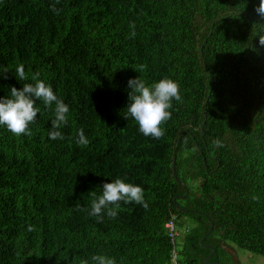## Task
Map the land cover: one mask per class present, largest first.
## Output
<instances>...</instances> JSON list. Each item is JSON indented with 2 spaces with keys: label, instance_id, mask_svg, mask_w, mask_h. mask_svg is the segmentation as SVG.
<instances>
[{
  "label": "trees",
  "instance_id": "trees-1",
  "mask_svg": "<svg viewBox=\"0 0 264 264\" xmlns=\"http://www.w3.org/2000/svg\"><path fill=\"white\" fill-rule=\"evenodd\" d=\"M259 3L0 0V70L8 69L0 97L38 74L70 109L63 140L49 138L53 111L39 101L30 136L0 126V264H95L93 255L236 264L229 243L264 256ZM20 64L23 81L14 74ZM138 76L179 85L182 101L172 100L162 138L125 117L128 80ZM80 129L87 146L75 142ZM116 178L139 185L148 207L121 201L117 217L105 210L102 222L77 210Z\"/></svg>",
  "mask_w": 264,
  "mask_h": 264
},
{
  "label": "clouds",
  "instance_id": "clouds-1",
  "mask_svg": "<svg viewBox=\"0 0 264 264\" xmlns=\"http://www.w3.org/2000/svg\"><path fill=\"white\" fill-rule=\"evenodd\" d=\"M56 3H59V0H56ZM51 10L57 15L61 12V9L55 7V4L51 6ZM254 12L260 20L253 23L256 25L254 36H258L259 45L253 50L259 53L260 49L264 48V23L261 22L264 21V0H260L259 5L254 8ZM130 27L132 29L130 37L134 38L136 36L134 23ZM135 69L142 72L144 66L141 65ZM6 72H8L7 68L0 70V76ZM14 74L18 80L27 79L23 64L15 68ZM32 80L35 83H23L21 89L15 86L10 87V97H0V126H6L14 135L30 136L32 131L29 125L35 123V118L40 112V108L36 106L39 101L53 111L49 138L63 140L64 136L60 129L68 123L69 105L54 93L50 85L38 79V74H34ZM128 85L131 91L128 96L130 103L125 112L126 119L131 117L136 121L139 131L145 136L162 138L165 132L161 125L171 117L169 109L172 107V100L182 101L178 83L170 78H162L158 82L147 85L138 76L130 78ZM75 142L81 146H87L90 143L83 129L78 131ZM216 144L218 147L220 146L218 141ZM91 195L94 198L90 202V208H78L77 210L86 211L88 215L98 217L100 222L103 221L105 210L109 218H116L118 210L121 208V201L125 204L134 202L144 208L148 207L144 200L143 189L139 185L126 183L121 178L105 182L100 194L93 191ZM252 199L258 201L259 197L253 195ZM28 230H34L33 226L29 225ZM91 259L95 264H115L114 259L105 256L93 255ZM176 259H179V256Z\"/></svg>",
  "mask_w": 264,
  "mask_h": 264
},
{
  "label": "rangeland",
  "instance_id": "rangeland-1",
  "mask_svg": "<svg viewBox=\"0 0 264 264\" xmlns=\"http://www.w3.org/2000/svg\"><path fill=\"white\" fill-rule=\"evenodd\" d=\"M176 230L181 234L184 226H176ZM229 251L227 256L230 261L236 264H264V256L252 253L244 248H240L232 243H229Z\"/></svg>",
  "mask_w": 264,
  "mask_h": 264
},
{
  "label": "built area",
  "instance_id": "built-area-1",
  "mask_svg": "<svg viewBox=\"0 0 264 264\" xmlns=\"http://www.w3.org/2000/svg\"><path fill=\"white\" fill-rule=\"evenodd\" d=\"M166 227L172 231V229H173V221L171 220V221L167 222L166 223ZM173 257L175 258V254L173 255ZM173 262H174V259H173Z\"/></svg>",
  "mask_w": 264,
  "mask_h": 264
},
{
  "label": "water",
  "instance_id": "water-1",
  "mask_svg": "<svg viewBox=\"0 0 264 264\" xmlns=\"http://www.w3.org/2000/svg\"><path fill=\"white\" fill-rule=\"evenodd\" d=\"M208 258H209V257H208ZM208 258H207V259H208Z\"/></svg>",
  "mask_w": 264,
  "mask_h": 264
}]
</instances>
